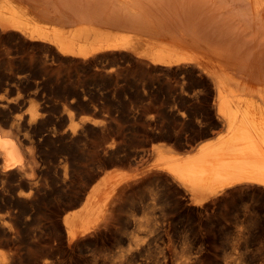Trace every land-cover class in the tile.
I'll list each match as a JSON object with an SVG mask.
<instances>
[{"label": "bare ground", "instance_id": "obj_1", "mask_svg": "<svg viewBox=\"0 0 264 264\" xmlns=\"http://www.w3.org/2000/svg\"><path fill=\"white\" fill-rule=\"evenodd\" d=\"M49 1L0 0V244L11 251L6 256L0 247V264H264V73L242 69L231 48H217L207 32L163 19L176 7L181 15L182 0L159 16L154 0H111L126 9L120 14L109 3L116 15L100 5L94 10L102 14L92 12L82 0V8L67 11L66 1ZM240 1L249 18L264 22V0ZM75 71L78 79L65 84L64 74ZM80 71L91 73L93 85ZM199 73L215 84L213 138L206 132L210 138L194 148L150 144L119 128L113 93L164 108L162 96L170 102ZM132 150L152 157L139 172L106 158H130ZM86 173L90 186L71 194V209L46 204ZM155 181L173 190L131 198Z\"/></svg>", "mask_w": 264, "mask_h": 264}, {"label": "rangeland", "instance_id": "obj_2", "mask_svg": "<svg viewBox=\"0 0 264 264\" xmlns=\"http://www.w3.org/2000/svg\"><path fill=\"white\" fill-rule=\"evenodd\" d=\"M50 1L49 2L51 4L52 3H56L57 1H58L57 5H60L62 3V0H61V3H59L60 2L59 0H55V2H52L54 0H50ZM69 1H71L70 2L71 4H69ZM76 1H77V3H75L76 4L75 5L73 3L74 0H64V2L66 3V5H64L65 3H62L64 6L63 5H60V7L63 6L62 8H64L65 11H67V9L69 10V8H70V10L77 9V8H82V7L84 8V6L86 5V4H84V2H85V3H87V6H85V8L88 7V8H90L92 10V12L94 11L96 13H97V11H100V10H97L100 7H102V8L105 7V9L107 10V12H108V10L110 11L111 9L112 10H115V9L117 10V8L119 7L117 4H114V2H111L110 3L111 0H104L105 4H102L104 2L102 1V3H101L100 2L101 0L100 1H98V0H82L83 1L82 2V7L81 6H77L78 0H75V2ZM80 1L81 0H79V2ZM106 1H109V2L106 3ZM149 1H153V0H149ZM160 1L163 2V0H160ZM160 1L157 0V2H155V0H154L153 3L150 2V3L154 4V7L152 5V8L155 11V13H156V10L158 12H160L159 14L156 13L158 16L161 15V12L165 11V9L166 10L167 9H170V10L173 9L172 8L173 3H174V6H179V2L180 3L182 2V5L180 4L181 7L183 8L182 9L180 7V9H182L181 10L182 11L181 15L179 14V16H178V10H179L178 8L179 7H176V9L174 8L172 11L169 10L172 14L170 12H168V15L166 13V16H164L165 12H167L168 10L165 11V12H163L164 13V14L162 13L163 14L162 16H164L163 19L164 18L166 19L167 16H170V17L172 16L173 17V19L171 17V20H173L172 23H176V21H178L177 23L180 26H183V27H187L188 26V28L190 30H194L195 29L197 31V28H198V32L201 35H204L205 38H208V36H210L209 39H211V37H212L215 40V41L211 40V42H213L215 46L217 44L216 41L219 40V41H217L218 42V44L216 46L217 48L221 49L220 44H222V43L225 46L221 50H223V51L225 50L226 51V50L229 49L228 47H230L231 50L230 49L229 50L234 52V54H233V52L231 54L234 57V59L236 60L237 58H239L240 60H242V62L239 60V63H238V61H236V63H238V66L243 67L242 69H246L249 72H253V73H255V72H262V73H264V26H263L264 25V22H263L262 19L261 20L260 19L257 20V18L255 19V17H253V16H252L253 18L252 17L249 18L250 15H251L249 13L250 10L247 9L249 12H247V11L244 12V10H243L244 7H242L243 4H245V3L241 2V1H240V3H238L239 0H233L234 3H232V0H231V2H230V0H228V2L226 0H223V1L222 0H187V1H185V0H182V1L173 0L174 2L172 0H170V3L172 4L171 5V4H167V1H169V0L164 1L163 4ZM235 1H237V2H235ZM184 2H188V3H184ZM99 3H101V4H99ZM109 3L110 4H113L112 6H115V7L118 6V7H116L114 9V8H112L110 6ZM158 3L160 4V7L157 9V7L159 6ZM164 3H166L168 6L170 5L169 8L168 7L166 8ZM175 3H176V5H175ZM73 4H74V7H76V6L77 7L76 8H74V7L71 8ZM89 4H91L92 6L91 5L88 6ZM107 4L109 6H107ZM157 4H158V6H157ZM184 4H186V6ZM69 5H71V7ZM78 5H81V2ZM96 5L97 6L100 5V6L98 8L96 7L97 9L94 10ZM101 5H103V6H101ZM161 5H163V6L161 7ZM183 5H184V7H183ZM246 6H247V4L245 5V7ZM53 7L54 8H58V6H53ZM108 7H110L111 9L110 8L108 9ZM163 7L165 9H163ZM186 7L188 9L191 8V11H194V12H192L193 14L191 13L190 10L186 9ZM62 8H58V9L63 10ZM102 8H100V9L102 10ZM119 8L118 9L121 12L118 11V10L117 11L120 12V14H126V9L125 8H123L121 6ZM116 10L114 11L115 13L114 12L113 13L112 12H109V14L112 13L113 15H116V13H118ZM245 10H246V8H245ZM122 11H124V12H122ZM103 12H104V14H106L105 11L102 10V13ZM175 12H176V14H175ZM183 12H184V14H183ZM185 12H187V13H185ZM98 13H101V11L98 12ZM179 13H180V11H179ZM246 13H249V14L246 15L248 18L245 16ZM185 14H186V20H185ZM190 14H191L192 17L195 15L193 18L196 17L195 18V21L196 22L193 20V18L190 16ZM117 15H119V14H117ZM162 16H161V18H162ZM181 16L182 17L184 16V19ZM170 17H169V20L167 19V21H170ZM177 17L178 18H181V19L178 20ZM176 18H177V20H176ZM252 19H255L254 22H252L253 21ZM181 20H184V21H181ZM179 21H181V23H184L185 25L179 23ZM187 21H188L189 24L187 23ZM258 21H260V22H258ZM191 27H193V28L191 29ZM205 32H207V34ZM205 34L208 35V36L206 37ZM216 36L218 37V39H215V38H217ZM222 38H224V39L222 40ZM225 47H227V49H224ZM229 50H228V53L230 52ZM225 53H227V51ZM247 68H249V69H247ZM252 69L253 70L255 69L254 70L255 72ZM80 72H78V73H80ZM76 73H77V71H75V73H65L64 74V78L66 79V83L65 84L69 85V84H71V82H75L73 80H77L78 79V75ZM136 75H137V78L139 79L140 76H139L138 73H135V74L133 73V75L131 74V77H129V79H131V81L134 80L133 83H135L136 81H139L140 80V79L137 80V78H135ZM196 75H198V74H196ZM199 75H198L199 77L196 76L197 78L194 76V77H192L193 79L192 78H186L185 79L184 84L187 83V85H184V88H185L186 91L187 90L190 91V95L187 94V93H189L188 91L187 92L186 91H182L181 88H180V91L181 92L178 90V91L173 92L172 96H169L170 102L167 100V98H166L167 96H162L160 102L166 103L165 104V107L163 106L164 108H162V107L161 108L160 107L159 108L158 107H155V108L152 107L151 109L148 108V107L145 108V106H142V103H138L139 102L138 98L135 97V96L131 97L129 95L130 93H123V94H115V93H113L112 97H110V99H111L110 102H112L113 99H114V101L112 102V103H114V105L112 103H110V104L113 105V106L112 105L110 106V109L113 108L111 110V111H113V116L116 115L118 118H120L119 119V122H120V127L119 128L122 127L121 130H122V132L125 135L127 134L126 135L127 137H130L131 138L134 135V139L136 137H138L137 139H139V137H141L140 139H142L143 136H144L143 139H145V137L147 139H151L150 144L151 143H154V142L155 143H161L163 141L164 142L166 141L169 144L170 143L171 144L173 143V145L179 146V145L184 144V143H189V144L191 143L190 146L193 145L192 147L194 148L202 140L204 141L205 139H209L211 137V135H212L211 134V132H212L211 130H215L217 128L215 131L216 132L218 131L217 125H214V124H217L216 122H218L217 116H216V110H215L216 107L214 105V101H215V87L214 86H215V84H214L212 78L211 77L209 78V75L208 74H206V73L205 74L204 73H199ZM207 76H208L209 80H208V78H206ZM80 78L87 80V84H89V85H93L91 81H94L95 80L94 77L91 75V73H89V72H84L83 73V71L81 72ZM189 79L191 81H189ZM67 80L68 81H71V82L68 83ZM198 80H199V82H197ZM125 81L127 83V80H125ZM125 81L123 80L122 82L124 83ZM209 81H210V83H209ZM123 83H122V85L126 84V83H124V84ZM189 83H190V85H189ZM194 84H195V86H194ZM187 86H189V89H188ZM209 87L212 88V89H210ZM190 88H191V90H190ZM196 89H198L197 92L195 91ZM200 91H202L203 93L200 92ZM196 93H198V94H196ZM204 93H205L207 99L205 98ZM208 94H209V97H208ZM201 98H202V100H201ZM213 98H214V100H213ZM185 100H188V101H185ZM208 100H210V101H208ZM167 101H168V103H167ZM121 103H123V104H121ZM125 103H127L126 106L129 107V112H128V107L125 106ZM138 104H140V105H138ZM202 104L203 105L205 104V105L202 106ZM196 105L198 107L200 106L201 109H200V107L198 108ZM114 106L115 107L118 106V108H116L115 113H114V110H115V107ZM123 106L126 107L125 108V109H127L126 111L124 110V107ZM141 106H142V108L140 109ZM143 107L145 108V110L143 109ZM204 107H206V108H204ZM214 110H215V113H212V112H214ZM122 111H125L126 113H123ZM88 112L89 113H92L91 111H88ZM88 112L86 111V112H83V113H88ZM120 112H121V114L123 113V115H121ZM136 112H139V113L136 114ZM119 114H120V117H119ZM138 114H139V116L137 117L136 115H138ZM211 114H214V115H212L214 118L211 117ZM133 116L136 117L135 120L138 119V118H139V120H136L137 121L136 122L134 120V117ZM214 119H216V120H214ZM147 123H149V124L147 125ZM212 123H213L214 127H213ZM121 124H122V126H121ZM114 129H116V131L117 130H120V129L116 128V126H115ZM121 130H120V132H121ZM202 132L205 133V135ZM206 132L209 133L208 135L210 137L207 136V133ZM199 133H200L201 136L199 135ZM144 134H146V135H144ZM150 134H152V135H150ZM189 136L191 138H189ZM199 136H200V138L197 139ZM205 136H207V137H205ZM214 136L215 135H212L211 138H213ZM175 137H178V138H175ZM176 139L177 140L180 139V140H183V141H179V140L177 141ZM195 140H199V141H195ZM194 141L196 142V144H195ZM176 142L177 143L179 142V143L176 144ZM150 144L148 146H150ZM138 146H139V148H138ZM138 146H137V148L140 150V148H141L142 145L141 146L138 145ZM143 147H144V145H143ZM192 147H189L188 146V147H186V149L187 148H189V149L191 148L192 149ZM132 149H136V146H134ZM116 156H110V157H106V158L109 159V160H111L112 157H113V160L114 161L115 160L117 161L116 163H118V161L121 159V161L119 162V166L120 167L118 166V164L115 163L116 166H118L122 170L126 168L127 170L126 169L125 170L127 172H130L131 171V173L133 171H134L133 173L141 171L143 168H145L143 166H146L147 167L151 163V161H152V157H149V156L148 157L147 156H141L139 153L137 154V151L135 152V150H132L131 155H130V158H129V156L125 157L124 155H122V156L116 155ZM134 158H135V160H134ZM142 159L145 160V161H143ZM126 161L128 162V164L126 163ZM130 161L133 162V163L131 164ZM144 163H145V165H142V169H141V164H144ZM124 165H127V166L124 167ZM112 166H113V168H118L116 166L114 167V165H112ZM112 166H109V169H112ZM139 167H140V170H139ZM137 170H139V171H137ZM86 174H84L80 179L79 178L78 179L75 178L76 181L77 180L80 181L82 179L80 181V184H81L80 186L78 184L79 181H77V182L75 181L74 182L75 186H72L73 189H71L72 187H70V189H71L72 192L69 191L70 190L69 188H67L66 189L67 192H66V190L63 192V194L64 193L65 194L67 193L66 196L61 193L62 196L60 195V197L58 196L57 199L55 198L57 201L56 200H53L54 198L52 199V197H49V199L47 200L48 202L46 201V204H48L49 203V200L51 199L50 202L51 201L52 202L48 204V205H50L49 207H51L52 209H56V210H63L61 208H64L66 206L65 203L68 205V203H71L73 200H75L74 199L75 198L74 195H76V194H74V193H77V196H76V198H77L78 197V194L80 192H86L88 190V187L90 185L89 186L87 185L86 188L84 186L85 184H87L88 174L87 175ZM85 176H86V179H85ZM82 183H84L83 186H82ZM149 184L150 183H147V184H144V185H142L140 187H137L133 191L134 194H133V196L131 198H133V200H135V199L136 200H139V199H141L147 193V191L148 192H153V190H154V192H163V191L165 192L167 190V192H171L173 190V189H170L169 187H167L166 185H165V187H163V184L161 182L155 181V183H153L152 186L149 185ZM154 184H156V185L154 186ZM157 185H158V187H157ZM166 187H167V189H166ZM76 189L77 190L79 189V190L77 191ZM155 189L156 190L158 189V190L156 191ZM138 192L141 195H138ZM71 194H74V195H71ZM136 194L138 195V198L136 196H134ZM139 197H141V198H139ZM59 198L61 200H59ZM69 200H70V202H69ZM130 200H132V199H130ZM53 202L56 205V207L53 204ZM57 202H59V203L56 204ZM59 206H61V207H59ZM67 208H68V206L65 207L66 210L71 209V208H68V209ZM65 209H64V212L66 211ZM126 209L124 211V214L125 213L128 214L130 212L129 208L127 209L128 211ZM0 247L2 248V250L6 254V256H8L10 254V252H11L10 251V248H9L10 246L7 243L6 244L5 243L0 244ZM26 261H28V263ZM22 264H30V262H29V260L24 259V261H23Z\"/></svg>", "mask_w": 264, "mask_h": 264}]
</instances>
